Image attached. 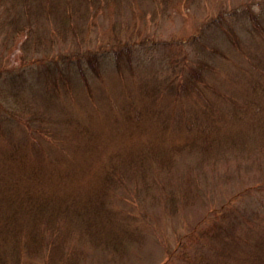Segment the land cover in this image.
Returning a JSON list of instances; mask_svg holds the SVG:
<instances>
[{
    "label": "rangeland",
    "instance_id": "rangeland-1",
    "mask_svg": "<svg viewBox=\"0 0 264 264\" xmlns=\"http://www.w3.org/2000/svg\"><path fill=\"white\" fill-rule=\"evenodd\" d=\"M57 1L61 10L76 12L74 22L81 28L75 37L57 36V20L39 15L46 38L35 35L24 42V36L9 43L13 26L5 22L10 13L0 7L3 77L10 69L25 67L26 58H58L77 48L104 51L132 42L143 54L120 62L111 57V63L88 71L85 80L76 73L66 78L29 77L15 89L20 100L9 99L7 106L0 88V121L17 123L20 113L24 121L42 125L44 134L31 138V145L41 141L47 155L86 161L74 169V179L45 185L52 196L40 230L29 231L23 218L20 232L0 235V250L8 252L9 261L12 248L20 257L19 263L8 264H68L66 259L73 257L77 264H189L205 251L195 240L210 226L226 224L233 226L227 238L232 258L226 264L256 252L264 255V243L257 242L264 239V7L258 4L263 0H187L190 5L181 0H102L100 11L96 2L85 9L77 0ZM24 3L28 10L23 5L11 10L19 21L21 16H34V1ZM48 3L42 0V6ZM234 9L231 27H209L205 33V23ZM51 33L55 38L50 40ZM180 41L184 51L172 47ZM184 64L185 76L195 67L214 82L209 83L213 90L204 85L200 89L205 88L211 99L224 95L218 108L202 111L196 92L176 99L155 93L151 75L176 81ZM26 100L34 118L22 105ZM187 111H195L189 115L199 121H180ZM198 133L215 144L222 140L223 146L214 145L204 159L203 143H192ZM25 136L23 130L0 129V153L11 149V139L18 142ZM117 157L126 181L111 189L102 204L114 224L110 235L101 228L100 217L90 212L96 207L87 197L97 187L102 165H111ZM142 170L148 177L144 185L136 174ZM67 204L72 211L88 210L87 215L65 213ZM84 225L104 233L100 236L110 243L93 240ZM32 234L38 236L34 241ZM133 234L137 240H131Z\"/></svg>",
    "mask_w": 264,
    "mask_h": 264
},
{
    "label": "trees",
    "instance_id": "trees-1",
    "mask_svg": "<svg viewBox=\"0 0 264 264\" xmlns=\"http://www.w3.org/2000/svg\"><path fill=\"white\" fill-rule=\"evenodd\" d=\"M31 1L32 3L34 1V5H36L35 9L30 6L33 10L32 14L34 16H21L20 13H18V16H21L22 18V21H19V19L11 14V10L16 8L17 6L22 5L26 8V10H28V6L26 3H24V0H0V7H3L5 12L10 13L8 17H6L5 25L13 26L12 30L10 31L9 37L6 39L9 43H15L17 40L23 38L24 36V42L28 41L30 37H34L35 35H38L39 39L46 38V36H44L45 34L41 33L40 31L41 25L39 23V15L51 16L55 20H57L56 30L60 31L58 32L57 36L64 34L65 37H67L68 35L72 36L73 34V36L75 37L78 34L77 27H81L78 23L74 22V16L76 12L71 11L70 8L61 10L57 0H49V3L46 6H42V0ZM77 1L79 2L80 6H86L85 9H87L90 4H94V2H96V5L98 6L97 10L100 11L103 5L102 0ZM189 3L190 2H188L187 0L180 1V4L190 5ZM258 4L264 7V0ZM246 7L250 6L246 5ZM235 12L236 9H234V11L230 13L226 12L225 14H221L219 16L220 18H213L211 21L205 23V33L207 32V29H209V27L215 26L216 29H222L224 25L226 27V24L231 27L229 19L234 18L233 15L237 14H234ZM204 30L201 29L200 32ZM202 37L203 36L201 34L200 37L197 38L196 44L201 41ZM54 38L55 35H52L51 33L49 39L51 40ZM131 43L132 42H128L123 45H119L118 48H111L104 51H91L87 48H77L74 50V52L60 54L58 58L38 59L31 57L29 59L24 57L26 58L24 62H27V64H25V67H22L21 70H17L16 68L10 69L9 71L15 70L16 72L12 74L8 71L7 75H5L4 77L0 72V88L4 91L6 106L7 103H9V99L18 101L20 100L19 95L17 96L18 90L15 89H18V83L29 79V77L35 78L41 76L48 77L60 75L61 77L66 78L71 76L73 73H76L85 80L87 79L88 71H97V69L105 66V64L110 61L111 57L113 61L120 62L123 59L131 60L135 56L134 54H143L141 52L142 50H139L135 47V43ZM177 45L178 46L172 47L174 49L180 48V51H184L183 48L185 44L180 41ZM164 49L166 48H162L163 51H165ZM121 53H123L122 56L120 55ZM185 59L186 56H184V60ZM228 60L229 59H226L225 61ZM185 65L186 64H184L181 71H179L180 75L177 74V78H175L176 81L173 80L172 82H168L165 81L164 78L160 79L158 73H154L153 75H151V77L156 82L154 87L156 91L155 93L169 95L173 99H176L179 97L188 96L196 92L197 94H200V97L202 98L201 105L198 106L202 109V111L206 112L211 108H218V99H226L224 95H218V99H211V95H209L208 91L205 88H200L201 85H204L208 89H211L212 87H210L209 83L212 84L214 82L208 81L206 79V76L204 77L205 74L203 75V73H201V70L195 67H192L188 75L186 74L185 76ZM224 66L225 65H222V68H224ZM214 88L215 87H213L212 90ZM217 93L219 92L217 91ZM228 99L229 96L227 97V100ZM22 105L24 108H26L27 113H29L30 116L33 117V108L30 104V101L26 100ZM190 113H195V111H187L185 119L184 117H181L179 118L180 121H199L198 116L194 117L195 114L189 115ZM14 115L17 114L13 113V116ZM18 119L19 121H17V123L16 121L15 123H10V121H0V129L5 133H15V130H23V134L26 135L18 142L11 139L9 141L11 149L7 151H1L2 153H0V235H14L15 233L17 234L18 232H20L23 226V218L28 220L27 225L30 226L29 231L40 230L41 221L46 220L48 217L49 206L47 204V198H51L52 196L45 189V185H50L52 183L51 181L54 179H62V181L65 182L74 179V169L80 165L85 166L86 163V161H84L83 159L73 162L69 160V157L65 156L64 154L53 155L54 153L51 154V152L48 151L49 154L47 155L45 153L46 148H43L41 141H39V143L37 144L33 141L31 145V138L37 137L38 139L44 134L43 131L40 130L42 125H36L37 121L34 120L24 121L20 113L18 115ZM201 133L197 134L199 136L194 135L192 143L195 144L197 141L203 143L201 146V149L204 152H202V156L204 157V159H206V152H210L214 145L218 147L223 146V141L217 140L218 143L215 144L209 137L206 138L205 136H200ZM86 158L87 161H89V158ZM117 158L119 160H115V162L113 160L114 158L112 159L113 163L111 165H102L95 183L97 187H95L93 192L90 194V197H87V199H90L89 201L93 202L88 204L94 205V207H96L94 211L90 212L100 217V220L104 225L101 228L103 230H108V234L110 235H113L112 233L114 230V224L111 221L110 217L103 211L102 204H104L106 199H108L111 189L114 190L119 188L126 181V170L125 172L122 171V162L119 157ZM133 164L134 162H131L129 166H133ZM136 174H140L139 177L141 179L142 185L146 184L148 178L146 172L142 170L141 173ZM26 184L30 185L26 187ZM146 186L149 187V184ZM175 208L176 207H174V209ZM71 209L73 210V206L71 204H67L65 213L68 212L70 214L71 212H76L81 215H87L85 213L88 212V210L80 209L82 211H79L76 209L72 211ZM56 212L57 209L53 210L50 215L53 216ZM56 218L57 216H55V219ZM84 222H87L89 224L90 222H92V220L84 219ZM124 223L127 224V222ZM51 224L52 223L50 222V225ZM231 228H233V226L227 224L222 228H217L214 225L210 226V229H207V231H205L200 237L195 240L199 248L205 251H202L201 255L194 258L193 263L191 262L189 264H226L228 262V258H232V255L230 256V254H228L227 252V249L231 246V243L227 241V238L232 233L230 230ZM84 229H86L87 232H89L92 236L93 240L97 241L99 244L107 245L111 241L110 239L106 238V240H104V237L100 236L104 233H95V231H92V229H89L86 225H84ZM35 234L31 235V239L33 241L34 237H38ZM95 234H97L98 237H96ZM129 237L132 238L131 240H137V236L135 234L129 235ZM201 239H203V241H201ZM207 241H210V244L207 243L206 245L205 242ZM257 242L259 246L264 243V239H257ZM33 247L34 246H32V248ZM37 250L38 249H35L33 251ZM12 251H14L13 254L9 255V257H12L11 261L19 263L20 257L17 250H13L12 248L10 252L12 253ZM26 251L28 250L26 249ZM7 254L8 252L4 251L3 249L0 250V264H8V262H11L9 261ZM252 254L253 255L248 256L246 259H244L243 257H235L234 260H237L238 262H235V264H264V255L258 252ZM212 259L215 260V262ZM77 261L78 260L73 257L66 259L65 263L77 264Z\"/></svg>",
    "mask_w": 264,
    "mask_h": 264
}]
</instances>
